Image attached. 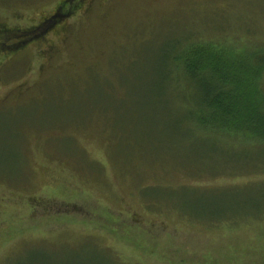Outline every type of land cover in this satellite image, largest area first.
I'll return each mask as SVG.
<instances>
[{"label":"rangeland","instance_id":"rangeland-1","mask_svg":"<svg viewBox=\"0 0 264 264\" xmlns=\"http://www.w3.org/2000/svg\"><path fill=\"white\" fill-rule=\"evenodd\" d=\"M73 1L0 0V264H264V144L169 63L264 53V0Z\"/></svg>","mask_w":264,"mask_h":264},{"label":"trees","instance_id":"trees-1","mask_svg":"<svg viewBox=\"0 0 264 264\" xmlns=\"http://www.w3.org/2000/svg\"><path fill=\"white\" fill-rule=\"evenodd\" d=\"M54 17L56 21L60 18ZM169 59L177 84L194 78L206 88L203 105L192 107L195 132L216 134L221 141L264 144V53L241 49L234 54L211 43L185 42ZM254 169L251 173L264 172L261 166ZM239 217L224 216L219 223L231 219L228 225L235 224ZM115 257L114 264H120Z\"/></svg>","mask_w":264,"mask_h":264},{"label":"flooded vegetation","instance_id":"flooded-vegetation-1","mask_svg":"<svg viewBox=\"0 0 264 264\" xmlns=\"http://www.w3.org/2000/svg\"><path fill=\"white\" fill-rule=\"evenodd\" d=\"M73 2H75V0ZM59 15L61 16V15H66V14L64 12H62V14H59Z\"/></svg>","mask_w":264,"mask_h":264}]
</instances>
